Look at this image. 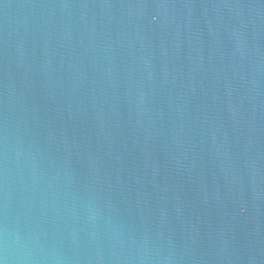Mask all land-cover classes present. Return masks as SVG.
Wrapping results in <instances>:
<instances>
[{"label": "water", "instance_id": "1", "mask_svg": "<svg viewBox=\"0 0 264 264\" xmlns=\"http://www.w3.org/2000/svg\"><path fill=\"white\" fill-rule=\"evenodd\" d=\"M0 264H264V0H0Z\"/></svg>", "mask_w": 264, "mask_h": 264}]
</instances>
